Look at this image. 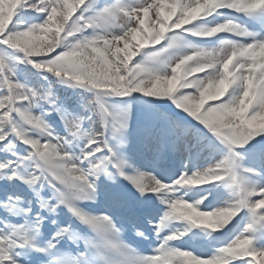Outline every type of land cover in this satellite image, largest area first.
<instances>
[{
    "label": "snow or ice",
    "instance_id": "obj_1",
    "mask_svg": "<svg viewBox=\"0 0 264 264\" xmlns=\"http://www.w3.org/2000/svg\"><path fill=\"white\" fill-rule=\"evenodd\" d=\"M231 13L264 18V0H0V264H264V34ZM21 64L92 93L88 114ZM159 101L201 138L175 136ZM178 152L170 176L138 163ZM208 185L222 206L188 195Z\"/></svg>",
    "mask_w": 264,
    "mask_h": 264
},
{
    "label": "rangeland",
    "instance_id": "obj_2",
    "mask_svg": "<svg viewBox=\"0 0 264 264\" xmlns=\"http://www.w3.org/2000/svg\"><path fill=\"white\" fill-rule=\"evenodd\" d=\"M259 26H264V18L253 19V24L247 27L253 32L264 34V32H257L260 29ZM189 40L195 43L196 41H198L199 43V40L193 37H189ZM197 75H202V74H197ZM175 124L177 125V122H175ZM174 135L177 137L185 138L189 142H193L196 139L201 138V132L198 133L195 129H191V128L185 133H181L178 129L175 128ZM203 143H207V141H203ZM211 151L212 149H206L203 155L198 160H196V165L197 166L206 165L208 161L205 159V157H207ZM185 158L186 157L182 152H178L176 154H170L164 161L160 162L159 164H156L154 160H150V159H141L138 161V163L143 169H146L148 171H153V170L162 171L166 176H170L173 172H178L183 170V162ZM215 158L218 159L219 156L217 155ZM189 167H191V164L189 165ZM204 189L205 191H201V189L199 188L193 189L188 193V195L193 197L194 199H199L200 196L210 193L208 194V199L205 200V204L210 203L212 207L222 206L224 202L228 199L227 192L222 186L208 185V186H204ZM24 194L25 192L21 193V195ZM231 227L232 226H230V228ZM214 234L217 235L216 233ZM202 236H203L202 234H198V237L200 239L202 238ZM195 247L198 250L207 249L206 247L199 244V242L195 245Z\"/></svg>",
    "mask_w": 264,
    "mask_h": 264
},
{
    "label": "trees",
    "instance_id": "obj_3",
    "mask_svg": "<svg viewBox=\"0 0 264 264\" xmlns=\"http://www.w3.org/2000/svg\"><path fill=\"white\" fill-rule=\"evenodd\" d=\"M26 66H27V73H28V71H30L31 69L29 68V65H26ZM20 69H25L23 64L17 66V73L18 74L20 72ZM27 73L24 76V83H26L30 86V83H32V77H31V75H27ZM33 86H34V84H33Z\"/></svg>",
    "mask_w": 264,
    "mask_h": 264
}]
</instances>
